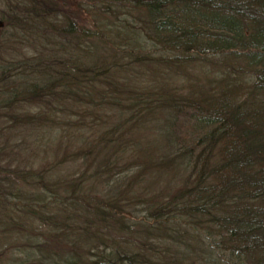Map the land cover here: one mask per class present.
<instances>
[{
  "label": "trees",
  "instance_id": "1",
  "mask_svg": "<svg viewBox=\"0 0 264 264\" xmlns=\"http://www.w3.org/2000/svg\"><path fill=\"white\" fill-rule=\"evenodd\" d=\"M0 22V264H264V0Z\"/></svg>",
  "mask_w": 264,
  "mask_h": 264
},
{
  "label": "rangeland",
  "instance_id": "2",
  "mask_svg": "<svg viewBox=\"0 0 264 264\" xmlns=\"http://www.w3.org/2000/svg\"><path fill=\"white\" fill-rule=\"evenodd\" d=\"M4 8V0H0V10ZM2 26V23L0 22V27ZM3 31V30H2ZM3 34H5V44H4V47L6 48V51L7 52H10L12 53V49H10V45L8 43V40H9V36L11 35V32L9 31V29H4V32ZM10 41H12V44L17 41L16 39H14L13 37L10 36ZM11 44V47H14L13 45ZM3 54V53H2ZM13 55V54H12ZM11 55V56H12Z\"/></svg>",
  "mask_w": 264,
  "mask_h": 264
}]
</instances>
